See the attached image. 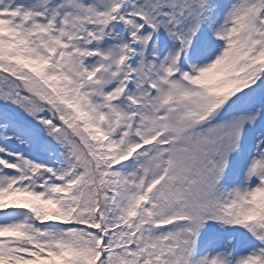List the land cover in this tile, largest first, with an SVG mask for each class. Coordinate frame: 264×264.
<instances>
[{"label":"snow or ice","instance_id":"6c2138e0","mask_svg":"<svg viewBox=\"0 0 264 264\" xmlns=\"http://www.w3.org/2000/svg\"><path fill=\"white\" fill-rule=\"evenodd\" d=\"M0 264H264V0H0Z\"/></svg>","mask_w":264,"mask_h":264}]
</instances>
